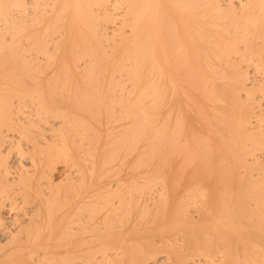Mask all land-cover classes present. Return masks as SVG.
Returning a JSON list of instances; mask_svg holds the SVG:
<instances>
[{"label":"bare ground","instance_id":"bare-ground-1","mask_svg":"<svg viewBox=\"0 0 264 264\" xmlns=\"http://www.w3.org/2000/svg\"><path fill=\"white\" fill-rule=\"evenodd\" d=\"M0 264H264V0H0Z\"/></svg>","mask_w":264,"mask_h":264}]
</instances>
